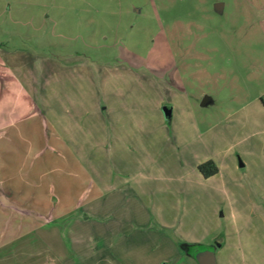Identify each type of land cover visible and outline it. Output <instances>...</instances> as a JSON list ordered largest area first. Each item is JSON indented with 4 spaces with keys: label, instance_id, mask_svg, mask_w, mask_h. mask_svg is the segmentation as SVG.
Masks as SVG:
<instances>
[{
    "label": "rangeland",
    "instance_id": "374dc122",
    "mask_svg": "<svg viewBox=\"0 0 264 264\" xmlns=\"http://www.w3.org/2000/svg\"><path fill=\"white\" fill-rule=\"evenodd\" d=\"M262 5L0 0L23 84L0 156V249L39 251L37 264H199L201 251L264 264Z\"/></svg>",
    "mask_w": 264,
    "mask_h": 264
},
{
    "label": "crops",
    "instance_id": "0c3cea01",
    "mask_svg": "<svg viewBox=\"0 0 264 264\" xmlns=\"http://www.w3.org/2000/svg\"><path fill=\"white\" fill-rule=\"evenodd\" d=\"M223 6V4H222ZM256 7V6H255ZM258 7V6H257ZM260 7H264L263 5ZM262 8H257V10H261ZM222 11V10H221ZM263 11V10H262ZM261 23L264 24V17L261 18ZM3 48L7 47V43H10L9 50L3 49L0 47V96L2 98V103L0 104V156H3V152H6V148L4 147L7 143L9 138L7 137V132H5V129H8L9 127L15 128L20 121H22V115L20 114L19 116L17 115V112L21 110V106H18L17 103V98L19 99L20 96L22 95L21 93L23 92V87H22V80L20 78V70L22 69V61L20 60V57L17 56L18 51H17V46L13 45L12 42L5 40L3 42ZM8 49V48H7ZM48 60V59H47ZM9 97L10 98V103L7 105L5 103V99ZM208 97V96H207ZM209 98V97H208ZM27 101L31 103V106L33 107L34 113L36 116H42L44 117V110L37 103L36 98H32V96L27 97ZM32 99V101H31ZM210 99V98H209ZM105 108V107H104ZM104 108L101 106V113L104 112ZM211 160V159H208ZM213 161V160H212ZM214 162V161H213ZM215 163V162H214ZM3 169L0 167V171ZM198 169V165H197ZM4 170V169H3ZM214 175V174H213ZM211 175V176H213ZM204 177V178H209ZM4 188L3 186V180L0 178V189ZM36 189L38 186L35 187ZM55 187L52 186V189ZM95 203V202H93ZM20 206L23 205V201H20L16 203ZM92 204V203H90ZM89 204V205H90ZM101 204L98 202V205ZM64 208V206H63ZM80 213L76 214V217H79ZM84 223H87V218H84ZM217 243V242H216ZM215 243V244H216ZM219 246L220 244H216ZM25 255H30L29 259L25 264H37L33 263V256H36L39 254V251L32 253V252H24V251H6V249H0V264H23V259L22 257ZM164 260H162L163 262ZM43 264H48V262H44ZM217 264V262H216Z\"/></svg>",
    "mask_w": 264,
    "mask_h": 264
},
{
    "label": "water",
    "instance_id": "95a60500",
    "mask_svg": "<svg viewBox=\"0 0 264 264\" xmlns=\"http://www.w3.org/2000/svg\"><path fill=\"white\" fill-rule=\"evenodd\" d=\"M215 10L219 13L222 12L221 11L222 10V3H216L215 4ZM210 102H211V100L207 96H205L201 102V105H206ZM163 110H164V114H165L166 118H169L170 112H171L170 108L164 107ZM197 260H198L199 264H216V258H215V255L213 252L208 253L206 251H201L199 253V255H197Z\"/></svg>",
    "mask_w": 264,
    "mask_h": 264
},
{
    "label": "trees",
    "instance_id": "16d2710c",
    "mask_svg": "<svg viewBox=\"0 0 264 264\" xmlns=\"http://www.w3.org/2000/svg\"><path fill=\"white\" fill-rule=\"evenodd\" d=\"M198 170L204 177L211 176L218 172V168L212 160H207L198 165Z\"/></svg>",
    "mask_w": 264,
    "mask_h": 264
}]
</instances>
